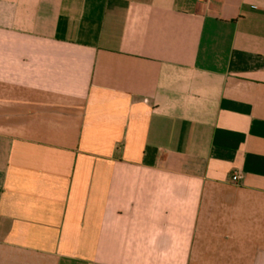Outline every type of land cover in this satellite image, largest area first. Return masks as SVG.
I'll return each instance as SVG.
<instances>
[{
    "label": "crops",
    "instance_id": "1",
    "mask_svg": "<svg viewBox=\"0 0 264 264\" xmlns=\"http://www.w3.org/2000/svg\"><path fill=\"white\" fill-rule=\"evenodd\" d=\"M0 264H264V0H0Z\"/></svg>",
    "mask_w": 264,
    "mask_h": 264
},
{
    "label": "built area",
    "instance_id": "2",
    "mask_svg": "<svg viewBox=\"0 0 264 264\" xmlns=\"http://www.w3.org/2000/svg\"><path fill=\"white\" fill-rule=\"evenodd\" d=\"M240 177H241L240 173L235 172V173L232 174L230 179H231L232 182H237L240 179Z\"/></svg>",
    "mask_w": 264,
    "mask_h": 264
}]
</instances>
